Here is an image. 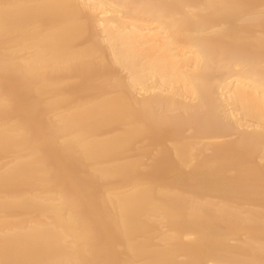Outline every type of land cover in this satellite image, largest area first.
I'll return each instance as SVG.
<instances>
[{"label": "bare ground", "instance_id": "6f19581e", "mask_svg": "<svg viewBox=\"0 0 264 264\" xmlns=\"http://www.w3.org/2000/svg\"><path fill=\"white\" fill-rule=\"evenodd\" d=\"M0 264H264L261 0H0Z\"/></svg>", "mask_w": 264, "mask_h": 264}, {"label": "rangeland", "instance_id": "374dc122", "mask_svg": "<svg viewBox=\"0 0 264 264\" xmlns=\"http://www.w3.org/2000/svg\"><path fill=\"white\" fill-rule=\"evenodd\" d=\"M123 75H125L126 73L124 72H121ZM251 123V121H249ZM190 130L186 131L185 133L186 134H190L189 133ZM191 132V131H190ZM236 138V135H232V136H227V137H221V138H218V139H207V140H204L205 143H214V142H226V141H231V140H234ZM162 230H165V228H163Z\"/></svg>", "mask_w": 264, "mask_h": 264}, {"label": "clouds", "instance_id": "9594fccd", "mask_svg": "<svg viewBox=\"0 0 264 264\" xmlns=\"http://www.w3.org/2000/svg\"><path fill=\"white\" fill-rule=\"evenodd\" d=\"M261 5L262 7H264V0H261Z\"/></svg>", "mask_w": 264, "mask_h": 264}]
</instances>
